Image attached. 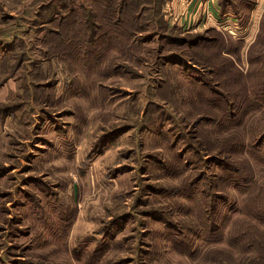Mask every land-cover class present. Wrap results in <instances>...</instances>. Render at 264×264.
Here are the masks:
<instances>
[{
  "label": "rangeland",
  "instance_id": "rangeland-1",
  "mask_svg": "<svg viewBox=\"0 0 264 264\" xmlns=\"http://www.w3.org/2000/svg\"><path fill=\"white\" fill-rule=\"evenodd\" d=\"M169 1L0 0V264H264V4Z\"/></svg>",
  "mask_w": 264,
  "mask_h": 264
},
{
  "label": "crops",
  "instance_id": "crops-1",
  "mask_svg": "<svg viewBox=\"0 0 264 264\" xmlns=\"http://www.w3.org/2000/svg\"><path fill=\"white\" fill-rule=\"evenodd\" d=\"M197 1L198 0H172V1H169V2H167V5L164 8V10L166 11V16H168L167 15L168 12H170L171 14L181 15L182 12H184V11L194 10L195 4H194V6H192V3H196ZM209 1H211L212 4H209ZM207 2L208 3H206V4H207L208 7H210V10L213 9L216 12L220 11V12H223V13H228L229 12V11H226L227 9L221 3V0H207ZM260 3L264 4V0H260ZM216 4L218 5L217 7H216ZM260 10H261L260 15H261L262 9H260ZM197 29L201 30L200 27H198Z\"/></svg>",
  "mask_w": 264,
  "mask_h": 264
},
{
  "label": "trees",
  "instance_id": "trees-1",
  "mask_svg": "<svg viewBox=\"0 0 264 264\" xmlns=\"http://www.w3.org/2000/svg\"><path fill=\"white\" fill-rule=\"evenodd\" d=\"M172 56H173V54H172ZM174 56L178 57L179 60H182V58H181V57L179 58V56H178L176 53L174 54ZM180 62L183 63V64H189V62H186L185 60L180 61ZM257 81H258V80H257ZM257 81H256V82H257Z\"/></svg>",
  "mask_w": 264,
  "mask_h": 264
},
{
  "label": "built area",
  "instance_id": "built-area-1",
  "mask_svg": "<svg viewBox=\"0 0 264 264\" xmlns=\"http://www.w3.org/2000/svg\"><path fill=\"white\" fill-rule=\"evenodd\" d=\"M203 5V4H202ZM210 12V7H205L203 10V14L206 15Z\"/></svg>",
  "mask_w": 264,
  "mask_h": 264
}]
</instances>
